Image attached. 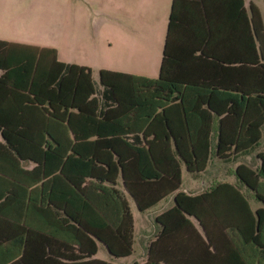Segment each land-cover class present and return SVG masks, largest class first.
Instances as JSON below:
<instances>
[{"label": "trees", "instance_id": "1", "mask_svg": "<svg viewBox=\"0 0 264 264\" xmlns=\"http://www.w3.org/2000/svg\"><path fill=\"white\" fill-rule=\"evenodd\" d=\"M177 2L171 1L157 78L150 80L99 71L101 92L95 91L87 68L57 62L53 50L0 41V101L9 97L12 103L10 107L0 103V136L6 149L12 151L18 160L30 159L41 168L36 172L42 179L53 175L47 170L48 163L53 160L61 162L63 157H77L80 168L84 169V173L79 175L78 185L85 177L112 184L119 173L125 192L139 212L146 211L161 198L174 193L173 207L160 218H168L173 226H181L184 235L187 230L184 236L187 240L178 239L175 242L178 254L173 256L175 260L166 259L161 264H249L246 262L247 243L256 246L259 255L264 256V247L258 243L255 233L264 220L263 210L254 212L252 234L249 230L253 224L249 225L243 217L248 211L247 205L235 188L218 184L207 194L184 195L179 191V165L183 164L188 173L203 172L209 159V135L214 117H221L215 157L236 159L256 145L262 120L256 117L246 122L245 115L251 110L255 115L264 117V76L260 73L256 75L255 103L251 109L218 107L212 104L216 98L214 92L202 94L191 90L197 80L172 73L173 62L167 51ZM95 94L100 95L99 100L91 98ZM191 98L204 100L205 106L188 105L187 101ZM177 112L181 116L184 135L179 130L181 121L176 125L172 120V115ZM232 116L236 118L234 124L229 121ZM117 118L123 122V134L119 131L121 127ZM195 129L204 131L203 136L194 135ZM55 130L72 135V148H81L85 143L93 148L92 153L58 154L53 148L55 140L51 133ZM84 130L93 133L94 140L88 141L89 136L81 135ZM37 131L45 134L51 144L46 141L42 145L33 139L31 134ZM103 132L107 134L102 136ZM120 134L132 136L128 139L115 138ZM22 142L28 144L29 155L20 153ZM41 145L44 147L42 151ZM121 145L125 148L124 153L117 152L116 147ZM97 150H108L110 153H98ZM259 159L262 162V157L259 156ZM234 176L264 206V200L256 191L258 179L264 178L262 164L255 171L239 164ZM83 190L80 192L83 193ZM214 194L219 196V201L213 199ZM103 212L105 210L95 203L80 202L77 216L71 217L73 225L68 242L59 241L51 235L24 232V251L18 258L19 262L110 264L93 258L96 241L103 244L115 259L130 256L133 230L128 203L120 202L118 222L103 219ZM207 215L211 219L215 217L216 226L220 229L216 242L208 233ZM92 216H96L98 224L89 221ZM186 217L196 221L204 238L193 229ZM225 232L236 233L241 241L240 247L235 246ZM160 238L148 244L145 260L141 264L160 263L162 259L156 256Z\"/></svg>", "mask_w": 264, "mask_h": 264}, {"label": "crops", "instance_id": "2", "mask_svg": "<svg viewBox=\"0 0 264 264\" xmlns=\"http://www.w3.org/2000/svg\"><path fill=\"white\" fill-rule=\"evenodd\" d=\"M171 1L110 0L113 13L107 16L104 27L105 40L99 42L103 43V49L97 52L96 44L92 46L90 44L92 42H89V46L94 47L90 57L84 58L79 63H68L58 60L55 54L56 61L87 68L97 92H101L102 87L95 82L93 76L98 77L99 71L150 80L156 79ZM12 11L11 4L0 0V41L13 44L15 41L13 38H22L24 34L20 30L15 32L12 29ZM167 51L173 62L172 73L197 80V84L190 87L191 90H197L202 94L214 92L216 98L212 104L218 107L240 106L251 109L255 103L256 75L260 73L264 76V0L255 2L253 0H178L175 5L174 22L171 26ZM92 97L99 100L100 95L95 94ZM204 102L197 98L187 101L188 105L201 107L205 106ZM0 103L5 107L12 105L9 97L1 100ZM180 117L177 112L172 115V120L176 125L181 121L179 130L184 135L185 131ZM256 117L262 120L259 140L242 156L236 159L215 157L218 121L221 117H214L209 135L210 154L203 172L188 173L183 164L179 165V191L184 195L207 194L218 184H227L235 188L247 205L248 211L244 212L243 217L249 225L253 224L249 230L252 234H254V212L262 209L261 214L264 217V206L254 198L252 192L239 184L234 171L239 164L254 171L258 170L262 164L264 170V117L248 110L245 121H253ZM230 119L229 121L234 124L236 118L232 116ZM116 120L121 127L120 133H125L123 122L119 118ZM135 127L134 125V129ZM203 132L195 129L193 134L203 136ZM51 133L55 140L53 148L58 154L68 156L73 153H92L93 148L85 143L81 148H72L74 140L67 131L55 130ZM228 133L231 134V132ZM106 134L107 132H103L102 136ZM121 134L115 138L128 139L132 136ZM81 135L89 136L88 141L95 138L88 130H84ZM137 136L140 138V133ZM31 137L41 144L46 141L49 145L51 144L47 136L40 131L33 132ZM42 145L41 151L44 148ZM35 149L40 152L39 148L35 147ZM116 149L118 153L125 152L122 145L117 146ZM96 152L110 153L108 150H97ZM20 153L30 154L28 144L22 142ZM259 156L262 157V162ZM79 163L77 157L69 159L63 157L61 162L53 160L47 165V170L52 171L53 175L42 179L41 175L36 172L41 168L30 159L18 160L12 151L6 149L0 136V264H24L19 262L18 258L24 251L23 241L26 231L51 235L59 241H70L73 225L71 217L77 216L79 203L83 201L95 203L105 210L103 219L108 222L119 221L120 202L125 201L128 203L132 218L133 238L130 256L115 259L110 256L103 244L96 241L94 259L110 264L120 259H128V264L132 262L141 264L145 260L148 244L160 236L161 242L156 252V256L162 259L159 264L166 259L175 260L173 256L178 255L175 242L178 239L187 240L184 237L187 230L184 235V229L181 226H173L168 218H160L173 207L174 193L161 198L146 211L139 212L133 200L125 192L119 173L116 174L112 184L85 177L83 183L78 185L79 175L84 173ZM103 172L104 169L101 173ZM225 176L229 179L221 181L220 177L225 178ZM183 177L193 181V183H188V187L184 190L181 188ZM206 182L209 183L203 186ZM82 188H84L83 193L80 192ZM256 191L264 200V178L258 179ZM212 197L219 201L217 194ZM186 218L193 229L204 238L196 221L190 217ZM89 221L94 225L98 224L96 216L90 217ZM205 222L208 233L216 242L220 229L216 226L215 217L211 219L207 215ZM105 233L109 234L107 230ZM255 233L258 243L264 247V220L259 230L255 229ZM225 234L235 246L240 247L241 241L236 233L225 232ZM98 249L104 251L108 258L107 261L96 258ZM27 250H30V245ZM245 250L247 263L264 264V256L259 255L256 246L247 243ZM27 261L26 264L35 263ZM36 263L40 264V261Z\"/></svg>", "mask_w": 264, "mask_h": 264}, {"label": "rangeland", "instance_id": "3", "mask_svg": "<svg viewBox=\"0 0 264 264\" xmlns=\"http://www.w3.org/2000/svg\"><path fill=\"white\" fill-rule=\"evenodd\" d=\"M2 1L13 6L12 29L24 34L22 38H13V44L51 49L58 60L68 63H79L90 57L95 44L97 52L103 49V43H100L105 40L107 16L113 13L110 0ZM93 78L98 84V77ZM220 179L227 181L229 177ZM188 183L193 181L183 177L181 188L186 189ZM96 258L108 260L102 249H98ZM128 261L120 259L114 264H128Z\"/></svg>", "mask_w": 264, "mask_h": 264}]
</instances>
